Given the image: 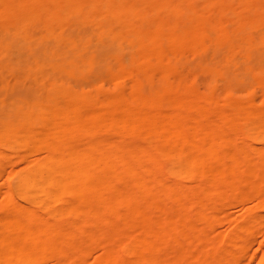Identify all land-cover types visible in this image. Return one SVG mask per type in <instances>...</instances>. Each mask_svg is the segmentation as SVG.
Segmentation results:
<instances>
[{
    "label": "bare ground",
    "instance_id": "1",
    "mask_svg": "<svg viewBox=\"0 0 264 264\" xmlns=\"http://www.w3.org/2000/svg\"><path fill=\"white\" fill-rule=\"evenodd\" d=\"M263 21L264 0H0V178L22 163L0 264H243L264 237V68L236 58L264 53Z\"/></svg>",
    "mask_w": 264,
    "mask_h": 264
},
{
    "label": "rangeland",
    "instance_id": "2",
    "mask_svg": "<svg viewBox=\"0 0 264 264\" xmlns=\"http://www.w3.org/2000/svg\"><path fill=\"white\" fill-rule=\"evenodd\" d=\"M260 27H261L260 28L261 32H264V21L262 22ZM262 52H264V50H262ZM189 57H192V59L190 58L189 62L191 60L194 62L193 57H198V56H188L187 58H189ZM195 59L197 60V58H195ZM236 59H237L236 62L239 63V65H238L239 68L244 67L246 64H243V63H246L247 61L249 62V63L248 62L247 63L251 66L255 65L256 68H257V66H260L259 68H261V67L264 68V53L262 55H258V54L255 55V53H254L253 56L251 55L250 59L246 60V61H245V58H243L241 56H239V58H236ZM196 60H195V62H196ZM197 61H199V59ZM192 65H193V63H192ZM242 65H244V66H242ZM195 72L196 71H194L195 85L198 88V90H200L201 92H204L205 91L204 89H206L205 86L208 83V77L206 76V78H205L203 76V74H198V73L196 74ZM248 79L252 80V78L247 77L246 81H248ZM252 83L255 84L254 82H252ZM247 84H245V86L243 85L244 87H242V88H241V86H238V88H234L233 91H234L235 96L238 98H248V96L251 95V97H253L258 102H260V100H261L260 97L262 95V94L260 95V92L262 90H260V88H258L260 90V92H259V90L256 89L257 87L256 88L251 87V85H247ZM107 86L108 85L104 84L105 88H107ZM255 86H256V84H255ZM259 95H260V97H259ZM258 99H260V100H258ZM262 144L263 143H259L257 145L261 147ZM7 157L8 158L6 159V162H5L6 166L4 167V174H3L4 176H1V178H0V193L2 191L6 190V186L4 185L5 184L4 181L7 177V173L11 172V171H16L22 165L18 156H11L9 154ZM2 199H3V197L0 194V205L3 201ZM257 202H258V200L253 198V197H245L242 199L231 201L228 204V207L224 210V215H222L220 225L217 227V232L225 235L229 231L230 220L240 219L245 214L247 208L254 207L257 204ZM258 213L262 217V219H261V221L263 222L262 227L264 228V209L260 210ZM263 251H264V237L261 234H259L255 237L254 242L248 247L247 256H246L245 262L243 264H257V262L259 261ZM95 254H98V253L94 252L93 257L95 256ZM90 259H91V263H92V258H90ZM88 262H89V260H88ZM44 264H49V263H44Z\"/></svg>",
    "mask_w": 264,
    "mask_h": 264
}]
</instances>
